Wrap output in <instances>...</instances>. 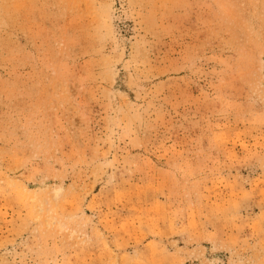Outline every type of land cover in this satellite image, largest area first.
<instances>
[{"label": "rangeland", "instance_id": "rangeland-1", "mask_svg": "<svg viewBox=\"0 0 264 264\" xmlns=\"http://www.w3.org/2000/svg\"><path fill=\"white\" fill-rule=\"evenodd\" d=\"M0 264H264V0H0Z\"/></svg>", "mask_w": 264, "mask_h": 264}]
</instances>
